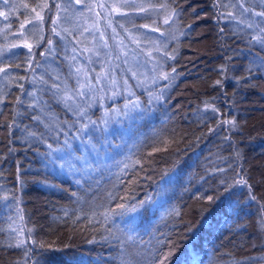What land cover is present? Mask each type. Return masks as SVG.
Returning <instances> with one entry per match:
<instances>
[{
    "label": "trees",
    "instance_id": "16d2710c",
    "mask_svg": "<svg viewBox=\"0 0 264 264\" xmlns=\"http://www.w3.org/2000/svg\"><path fill=\"white\" fill-rule=\"evenodd\" d=\"M223 1L148 0L159 7L156 14L142 0L118 2L112 29L126 24L131 52L140 44L155 50L146 66L133 60L136 51L125 64L112 57V81L94 77L97 52L107 54L108 47L94 45L87 55L79 46L89 48L86 42L76 41L80 8L65 14L58 0L0 3V30L3 21L23 29L0 33V264H33L30 255L45 247L57 251L40 254L39 264H188V250L198 264H261L264 43L253 32L264 0H243L235 14L220 18L228 10ZM165 14L171 17L162 22ZM92 17L86 18L107 28ZM24 42L33 51L41 42L50 50L31 54L26 64ZM77 77L92 86V104H81L90 120L56 101L57 88L75 92ZM110 87L116 89L104 104ZM130 98L128 112L111 108L121 110ZM118 126L125 128L120 145ZM199 149L198 165L218 163L208 167L210 177L196 171L192 155ZM215 183L224 192L212 199L192 194ZM146 197L150 202L136 212L119 208ZM213 201L231 209V217Z\"/></svg>",
    "mask_w": 264,
    "mask_h": 264
},
{
    "label": "rangeland",
    "instance_id": "374dc122",
    "mask_svg": "<svg viewBox=\"0 0 264 264\" xmlns=\"http://www.w3.org/2000/svg\"><path fill=\"white\" fill-rule=\"evenodd\" d=\"M67 3L69 2V0H64ZM247 1V0H244ZM118 2H125V0H103V2L101 3V5H104V7H99L100 12L98 13V17L100 18L101 21L106 22V27H109V34L111 36V40L114 44L115 47V51H111L110 50V45H111V41L108 40V52L107 54L103 53L104 55L100 54V60L101 63H99L100 65L98 66V71L95 73L94 77H110V80L112 81L113 79V72L110 69V66L113 67L115 69V65L110 61V59H112V57H121V62L122 59L124 61L125 64V40H118L117 37L113 38V32H112V18L114 16L115 10L118 8L119 4ZM127 2H133V3H138L139 0H127ZM142 2L145 5H148V0H142ZM225 3V5H227V9L229 11V13L231 14H235L238 9L240 8L241 5H244L243 0H224L223 1ZM148 11L152 12L154 14H156V11L159 7H155V6H150L148 5ZM116 7V8H115ZM135 11H137L136 9H134ZM263 12V11H262ZM104 13L107 14L106 18L104 19L101 15H103ZM82 17V21H83V25H81L79 27H77V31H78V39L79 40H84V41H88L90 40L91 37H93V30H97V34H101L100 32V28H103V25L101 24H97V22H85V18L81 15ZM171 17V15L169 14H165L162 18V22H167L169 20V18ZM97 24V25H96ZM161 29L164 30V32H166L168 29L159 27ZM169 29H171V26H169ZM127 33V31H126ZM142 36V33H139L137 35V38L140 39ZM99 42L102 43L101 39H98ZM30 46L28 44V48L30 50ZM127 47V46H126ZM129 47V45H128ZM49 46L48 44H40L38 45V49H36L35 51H33V47L30 50L31 53L33 54H40L43 51H45L46 49H48ZM65 49L68 50L67 47H65ZM155 50L154 47H151L150 45L146 44V45H142L140 44L138 47V50L133 54V60H138L140 61L141 66H146L148 65V63L153 64L154 63V58H153V51ZM30 52H28L27 57L28 59L26 60V63L28 62V60H30ZM106 64V66H105ZM123 71V70H121ZM92 86L83 82L81 80V77H77L76 82H75V92H71L69 91L65 86H62V88H57L56 92H57V97H56V101L62 102V103H66L62 104V106L67 109L68 107H73L75 110H78V115L84 118H88L90 120L91 115L88 114L90 113V109H84L82 108L81 104H86V105H91L92 101L90 100L91 98V88ZM124 93L125 94H129L130 95V89L126 88L124 89ZM66 93H69L70 96L67 97ZM112 97V94L110 93V88H106L104 93H102V97H101V101L105 104L106 101ZM127 97V96H126ZM133 98L129 99H125L122 105V109L120 110V105H116L117 109L119 112L121 113H125L126 111L128 112L132 107H133ZM91 102V103H90ZM107 112V111H106ZM108 115V114H107ZM143 119H147L146 116H143ZM151 121V117L149 118L148 122ZM103 126L108 129L107 132H105L106 134H109V129L111 128V120L108 118V120L103 123ZM142 127L145 128V125L142 124ZM117 133V139L119 138L120 132L119 130L114 131ZM110 135V134H109ZM124 142V141H123ZM125 143V142H124ZM175 150H178L175 149ZM174 150V151H175ZM176 161V160H175ZM177 162V161H176ZM176 164H180L179 162ZM166 165L163 166V168ZM203 167H207V165L203 166ZM162 168V169H163ZM182 213H185L184 210Z\"/></svg>",
    "mask_w": 264,
    "mask_h": 264
},
{
    "label": "snow or ice",
    "instance_id": "6c2138e0",
    "mask_svg": "<svg viewBox=\"0 0 264 264\" xmlns=\"http://www.w3.org/2000/svg\"><path fill=\"white\" fill-rule=\"evenodd\" d=\"M5 2H7V0H5ZM125 3H127V0H125ZM47 5H45L46 7ZM100 7H104V5H100ZM260 15H264V13H260ZM55 23V21L53 22ZM115 31V30H113ZM168 77L165 76V79H167ZM219 83V82H218ZM163 179V178H162ZM77 183H79V181H77ZM246 183V182H245ZM209 199H212L211 197H209ZM254 199V197H253ZM151 200V197H146L145 199L141 200L138 202V204H134L131 207H127L125 205H119V208L122 210L123 213H127V212H136L138 210V208H142L144 207L146 204H148Z\"/></svg>",
    "mask_w": 264,
    "mask_h": 264
},
{
    "label": "bare ground",
    "instance_id": "6f19581e",
    "mask_svg": "<svg viewBox=\"0 0 264 264\" xmlns=\"http://www.w3.org/2000/svg\"><path fill=\"white\" fill-rule=\"evenodd\" d=\"M223 12H225V11H223ZM153 111H154V110H153ZM148 142H149V141H148ZM148 142H147V143H148ZM150 142H151V141H150ZM147 143H146V144H147ZM102 167H103V166H102ZM100 169H101V168H100ZM49 172H50V171H49ZM3 210H5V209H3ZM3 210H0V211H3ZM11 214H12V212L10 213V215H11Z\"/></svg>",
    "mask_w": 264,
    "mask_h": 264
}]
</instances>
